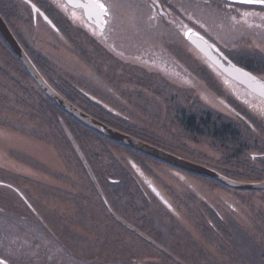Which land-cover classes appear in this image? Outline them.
I'll return each mask as SVG.
<instances>
[{
    "label": "rangeland",
    "instance_id": "374dc122",
    "mask_svg": "<svg viewBox=\"0 0 264 264\" xmlns=\"http://www.w3.org/2000/svg\"><path fill=\"white\" fill-rule=\"evenodd\" d=\"M144 3L143 0H136L134 4L128 0L118 1L121 19L126 24V31L131 33L128 36L129 39H133L135 36L138 40V43L135 41L136 44L141 43L142 47L148 46L149 48L160 45V41L153 36L156 31L150 30V27L144 24L134 23L147 20V14L136 8L137 5L143 6ZM192 8L194 7L188 4L185 10L187 15L204 22L223 43L222 46L230 51L234 59L241 64L244 63L264 78V30L244 29L245 27L240 24V21H237L238 15L234 12L231 13L229 22L225 19L228 15L219 13L217 10L204 6ZM23 10L24 8L21 6L17 7L14 17L20 19V15H22L21 19L26 20ZM21 19L20 21H23ZM29 29L28 27V31H30ZM149 34H152L151 38ZM167 36L176 39L172 31H168ZM245 36L252 39L250 44L249 41H245ZM151 39L153 42L149 41ZM131 40H129L130 43ZM176 40H179V37ZM128 46L119 43L115 47H117V53L121 54L123 58L135 59L137 62L136 55H132L135 51L134 48ZM74 47L79 53L87 54L88 62H78L79 65L84 66L87 73L97 76L98 80L100 79L109 86H115L117 91L123 92L124 98L133 105V117H131L143 125V135L154 141L153 143L171 148L177 151L183 159L211 169L224 166L230 168L242 177L240 181L244 183L260 181L257 173H252L250 169L254 164H264V159H259V157L253 159L255 162L252 163L248 158L250 154L264 152V128H258L257 133L253 134L250 130L241 128L239 122L232 123L231 130L238 134L240 145L239 152H234L221 138L214 139L207 136L204 122L210 120L209 125L219 130V134L220 127L228 122L216 115H211L208 119L210 112L201 108L192 99L193 93H177L176 90L167 85L168 82L166 83L164 80L162 83L160 78L157 79L153 77L154 75L143 76L133 72L120 71L124 70L126 66L122 67L121 63L115 60L105 61L101 59L100 53L94 47L85 46L84 43L78 42ZM173 54L182 56L185 70L190 69L197 74L199 73L195 69L196 67L184 58L185 56L181 55L179 48L178 50L173 49ZM53 62H51V67L59 73L67 68L65 67L66 63ZM60 65L63 66L62 70L58 68ZM150 68L158 70L152 66ZM77 76L78 78L75 80L79 81L80 75ZM171 79L183 86H194L198 90V96L211 108L236 119V115L225 106L228 99H225V95H222L223 99L218 98V93L209 87V83L203 74L199 73L197 77L191 79L185 78L186 81L178 77L175 78V76L172 77V75ZM195 79H198L199 84L196 83ZM188 80L193 81V83ZM127 83L148 88V92L151 93L139 94L128 88L132 85ZM153 93L159 95V98L153 97ZM60 114L58 111L57 113L54 112L50 104L43 101L32 79L24 72V68L21 67L18 60L14 59L12 53L0 40V169L4 167L10 170L12 167L11 170L13 171V169L15 170L13 165H21L30 167L39 173L40 184L29 186L31 188L28 189V195L39 205V212L43 213L45 220L53 224L57 237L64 239L65 231L70 229L76 231L84 228L86 230L95 229L91 227L92 222L93 224L98 223L100 225L99 230L103 232L116 230L117 227L108 219V215L114 210L113 212L118 213L122 218L134 220L136 224L141 223L139 220L142 218L149 216L150 218L145 222L144 230L152 232V234L148 233L151 237L149 240L154 241L159 250L167 252V256H163L160 251L144 242L142 237L120 239L122 243L133 247L138 261H150V256H159L163 257L161 259H163L164 264H180L182 261L183 264L226 263L227 250L217 238H213L214 241L212 240L205 245L208 248L207 251H211L215 258L206 252L202 254V249H198L194 243L192 244L191 238L185 235L179 227H176L175 223L170 222L173 221V218L168 216L159 205H148L138 188L133 184L131 185L129 180L122 185L107 182V178L109 181L121 178L122 169L119 165L117 166L115 160L122 166L139 168V162L142 165L139 158L130 156L124 150L89 135L83 127L76 125L72 119L64 118ZM192 117L195 118L200 127H205L203 133L190 130L188 120ZM5 138L6 141H4ZM47 151L51 153V159L45 156ZM146 165L152 169V174L160 177V179L176 182L175 179L169 178L168 170L164 165L152 161L146 162ZM3 176L5 175L1 173L0 178ZM196 179L201 184L197 185L200 189L201 186L207 187L204 183H208V180ZM197 181L187 180L191 183ZM94 182L100 184L105 199L101 210L98 206V191L94 189V184H96ZM217 187L219 192L228 194L233 202L239 201V209H246L245 213L255 214L258 217L260 213L264 212V203L261 201L263 195L259 192H235L219 185ZM2 192L3 194L6 193L1 190L0 193ZM181 198L184 199L186 205L178 204L181 209L179 210L180 214L182 212L181 215H186L192 221L190 225L194 231L193 234L196 233L193 237L197 239L201 236L198 233L197 225L200 223L204 228L207 225L199 217L198 211H195L196 203L190 200L192 198L184 190ZM189 219L187 220L189 221ZM80 223H84V226H81ZM232 227V238H230V242H232L231 264H240L241 261L237 257L243 250L242 247L249 245L250 241H255V237L245 239V237L239 236L238 227L235 228L234 224ZM43 229V227H37L33 223L1 213L0 248L7 251L21 249V251L28 253L26 255L36 256V246L54 247L56 248V261L59 263V252L64 255L61 242L59 244L56 240L53 241L47 237ZM160 231H163V235ZM256 231L257 236L261 239L264 254V230L256 228ZM152 260L154 261V259ZM159 262L162 263L161 260Z\"/></svg>",
    "mask_w": 264,
    "mask_h": 264
},
{
    "label": "flooded vegetation",
    "instance_id": "af4514ba",
    "mask_svg": "<svg viewBox=\"0 0 264 264\" xmlns=\"http://www.w3.org/2000/svg\"><path fill=\"white\" fill-rule=\"evenodd\" d=\"M118 1L97 0L98 3L105 6L106 11H102L98 8L84 6L90 5L92 0H0V15L27 56L55 92L94 119L110 127L118 128L126 134L133 133L139 137L133 136L138 140L143 139L141 141H144L148 138L140 133L144 132L143 125L132 118L133 105L124 98L123 92L117 91L115 86H109L100 79L98 80L97 76L90 75L84 66L78 64V62H88L89 60L87 54L79 53L75 49L74 46L78 42L84 43L85 46L94 47L100 53L101 59L105 61L115 60L121 63L122 67L126 66L124 70L119 69L120 71L133 72L143 76L154 75L153 77L160 78L162 83L164 80L166 83L168 82L167 85L176 90L177 93H193L192 99L201 108L224 115L225 122L236 124L235 121H237L241 124V128L250 130L253 134L257 133L258 128H264V99L224 74L185 37L186 32L194 31L208 43L217 47L225 58L236 67L249 72L264 82V78L259 73L234 59L230 51L222 46L223 43L204 22L187 15L185 12L188 4L194 8L204 6L228 15L225 19L229 22L231 13L234 12L238 15L237 21H240V24L245 27L244 29L264 30L263 5L233 3L225 0H143L144 5H137L136 8L147 14V20L134 23L144 24L150 27V30H155L156 34H153V36L160 41V45L148 48V46L142 47L141 43L136 44L138 40L135 36L133 39H129L128 36L131 33L128 30L126 31V24L121 19ZM128 1L134 4L136 0ZM19 6L24 8L23 14L25 13L26 20L21 19L22 15H20V19L23 21H20L16 16L14 17ZM28 27L30 31H28ZM168 31H172L176 39L179 37V40L168 38ZM149 35L151 38L152 34ZM129 40H131V43ZM152 40L149 41L153 42ZM246 40L249 41V44L252 42V39L248 36H245ZM1 41L8 48L2 39ZM119 43L134 48L135 51L132 55H136L137 62H135V59L123 58L121 54L117 53V47L115 46ZM178 48L181 55L185 56L184 58L194 65L199 73L203 74L209 83V87L218 93L219 96L217 97L223 99L222 95H225V99H228L225 106L236 115V119L211 108L198 96V90L194 86H183L171 79L172 75V77L175 76V78L178 77L186 81L185 78H195L199 74L190 69H188L189 71L185 70L182 56L173 54V49L178 50ZM8 50L10 51L9 48ZM44 61L48 62L49 66H46ZM53 61L66 63L67 70L63 68L65 70L60 71V73L53 70V67H51ZM19 64L24 68L20 62ZM148 65L158 70L151 69ZM62 67L60 65L58 68L62 70ZM77 75H80L79 81L75 80L78 78ZM188 81L193 83L191 80ZM196 83L199 84L198 79ZM127 84L132 85L131 83ZM34 85L43 101L50 104L52 110L57 113V110L53 107L55 105L40 91L35 83ZM128 88L139 94L151 93L148 92V88L137 84ZM152 96L156 99L159 98L156 93H153ZM58 113L60 114L59 111ZM65 115L62 116L64 118L68 116ZM149 144L182 158L177 151L171 148L158 146L159 144L153 142ZM130 156L132 155L130 154ZM249 157L252 160L259 157L262 159L264 158V152L250 154ZM136 158H139L142 165H140V162L139 168L121 165L122 175L129 179L131 185L133 184L138 188L148 205L162 207L165 213L173 218V221L170 222L175 223L176 227H179L185 235L190 237L193 241L191 243H194L198 249H202V254L206 252L209 256L215 258L211 251H207L208 248L205 245L212 242V240L214 241L213 238H217L219 243L225 245L227 250L225 264H231L232 242H230V238H232L231 231L234 224L235 228L238 227L239 236L245 237V239L255 237V241H250L249 245L242 247L243 250L237 257L241 261L240 264H264L263 246L256 231V228L264 230V212L260 213L258 217L255 214L245 213L246 209H239L240 202H233L228 194L219 192L217 185L235 192L248 191L234 190L219 182L200 177L152 157H149L152 158L150 160L144 158V156ZM151 161L164 165L168 170L169 178L171 180L175 179L176 182H169L153 175L152 169L146 165V162ZM13 166L15 168L13 171L11 170L12 167H10V170L4 167L0 169V174L5 175L1 177L3 180L0 178V191L6 192L4 194L3 192L0 193V214L10 215L21 221L33 223L37 227H43L47 237H50L53 241L56 240L59 244L61 242L60 245L64 255L59 252L60 261L57 263L56 248L54 247L36 246V256L26 255L28 253L21 251V249L7 251L0 248V264H164L163 259H161L163 257L159 256H150V261H138L139 259L136 258L133 247L122 243L120 240L124 237H130L131 239L136 238V236L142 237L144 242L160 251L163 256H167L165 250L162 252L154 241L149 240L151 237L148 233L152 234V232L144 230L145 222L150 218L149 216L144 217L146 219L142 218L139 220L141 223L136 224L134 220L122 218L113 210L108 215V219L110 223L117 227L116 230L103 232L99 230L100 225L98 223L93 224L92 222L91 227L95 229L86 230L84 228L78 231L70 229V232L65 231L64 239L57 237L53 224L45 220L43 213L39 212V205L28 195V189L31 188L29 186L40 184L39 173L30 167ZM224 171L226 172V169ZM196 178L208 180V183H204L207 187L203 188L201 186L200 189L198 186L201 184ZM120 179L123 178L111 180L115 182L109 181L108 178L106 180L110 184L117 185ZM189 179L197 182H187ZM234 180L240 181V179ZM263 180L264 178L258 182ZM94 189L98 191L97 201L101 210L105 200L102 188L99 183H96ZM183 190L192 198L190 200L196 203L195 211H198L199 217L207 225L205 228L200 223L197 225L199 228L198 233L201 235L197 239L193 237L196 233L193 234L194 231L190 225L192 221L186 215H181L182 212L180 214L179 211L181 209L178 204L186 205L184 199L181 198ZM249 192H259L264 198V190ZM262 198L261 201L264 203ZM80 225L84 226V223H80ZM160 233L163 235V231H160ZM97 245L99 247H96ZM158 260H161L162 263ZM180 264H183V261Z\"/></svg>",
    "mask_w": 264,
    "mask_h": 264
},
{
    "label": "water",
    "instance_id": "95a60500",
    "mask_svg": "<svg viewBox=\"0 0 264 264\" xmlns=\"http://www.w3.org/2000/svg\"><path fill=\"white\" fill-rule=\"evenodd\" d=\"M233 3L261 5L252 3H243L241 0H225ZM264 6V5H263ZM188 39L197 49L219 70L224 74L235 80L236 82L246 86L251 92L264 99V82L254 77L249 72L242 70L233 65L225 56L212 44L208 43L203 37L190 30L185 34ZM0 38L4 41L7 47L11 50L14 56L26 69L27 73L33 79L35 84L42 93L59 109L74 118L82 125L88 127L94 132L102 135L103 137L123 145L132 150L138 151L152 157L156 160L165 162L174 167L184 171L210 178L219 182L229 188L239 191H261L264 190V181L259 183H244L225 177L219 172L208 167L192 163L184 160L178 156L168 153L160 148L151 144L138 140L128 134H125L117 129H114L81 111L74 105L70 104L62 98L55 90L46 82L40 72L37 70L31 59L27 56L22 49L13 33L0 15Z\"/></svg>",
    "mask_w": 264,
    "mask_h": 264
},
{
    "label": "trees",
    "instance_id": "16d2710c",
    "mask_svg": "<svg viewBox=\"0 0 264 264\" xmlns=\"http://www.w3.org/2000/svg\"><path fill=\"white\" fill-rule=\"evenodd\" d=\"M0 40H1V38H0ZM256 53L257 54H259L258 53V51H256ZM260 55V54H259ZM264 56V55H263ZM14 57V56H13ZM14 59L16 60V58L14 57ZM44 63H45V65L46 66H49L48 65V62H46V61H44ZM24 72L27 74V72L24 70ZM28 75V74H27ZM29 76V75H28ZM53 106V105H52ZM57 111H59L62 115H65L64 114V112H62L60 109H58L57 107H55V106H53ZM209 112H210V115L208 116V119H210V116L211 115H216L217 117H221L222 119H224V115H219V114H217V113H214V112H212L211 110H208ZM67 115V114H66ZM65 115V116H66ZM66 117H68V116H66ZM68 119H72V121L76 124V125H80L81 127H83L86 131H87V133L89 134V135H93V136H95V137H97L98 139H100L101 141H104L105 143H108V144H110V145H114L115 147H117V148H120V149H122V150H124L125 152H127V153H129V154H131L132 156H134V157H138V156H144V158H148L149 160L150 159H152V158H149V157H147L146 155H143V154H140V153H138V152H136V151H134V150H132V149H130V148H127V147H124V146H122V145H120V144H118V143H116V142H114V141H111V140H109V139H107V138H105V137H103L102 135H100V134H98V133H96V132H94L93 130H91V129H89L88 127H86V126H84V125H82L81 123H79L78 121H76V120H74L73 118H71L70 116L68 117ZM188 120V119H187ZM196 120H195V118H191V119H189L188 120V125H189V128H190V130H192L193 132H201V133H203L204 132V128L205 127H200V125L196 122ZM210 120L208 121V122H204V126H206V129H207V136H209V137H212V138H214V139H216V138H221L222 139V141H225L224 143H227V145L229 146V148L232 150V151H234V152H239V147H240V145H239V143H238V134L237 133H235V132H233L231 129H232V123H224L221 127H220V134L218 133L219 132V130H216V129H214L213 127H211L210 125ZM113 127V126H112ZM113 128H115V127H113ZM127 128H129V127H127ZM131 128V127H130ZM115 129H117V130H119L118 128H115ZM121 131V130H120ZM125 133V132H124ZM141 133V135H143V133L142 132H140ZM86 135V134H85ZM128 135H132V136H136L135 134H133V133H128ZM137 137V136H136ZM137 138H139V137H137ZM148 138V137H147ZM141 140H143V139H141ZM144 141H146L147 143H152V142H154V141H152L151 139H146V140H144ZM104 144V143H103ZM105 145V144H104ZM158 145V144H157ZM226 145V146H227ZM159 146V145H158ZM107 147V146H106ZM107 149V151L110 153V150H109V148L107 147L106 148ZM111 155H113L112 153H111ZM111 158H113V157H111ZM249 160H250V162H255V160H252L250 157L248 158ZM259 159H261V158H259ZM258 159V160H259ZM262 159H264V158H262ZM154 160V159H153ZM115 163L117 164V166L119 165L120 167H121V165L115 160ZM252 166V165H251ZM226 169V172L224 171ZM215 170H218V172L220 171V173H222V174H224L225 176H227V177H230V178H233V179H240V178H242L238 173H236V172H234L232 169H230V168H227V167H222V168H216ZM251 171H252V173H257V175H258V179L259 180H262L263 178H264V164H262V163H258V164H254L253 166H252V169H250ZM120 177L121 178H123L122 180L120 179V182H119V184H117V185H122L123 183H125V181H127V180H129V179H126L125 178V175H120ZM119 179V178H118Z\"/></svg>",
    "mask_w": 264,
    "mask_h": 264
},
{
    "label": "snow or ice",
    "instance_id": "6c2138e0",
    "mask_svg": "<svg viewBox=\"0 0 264 264\" xmlns=\"http://www.w3.org/2000/svg\"><path fill=\"white\" fill-rule=\"evenodd\" d=\"M241 2L264 5V0H241ZM84 6L98 8L102 11H106L105 6L102 3H98L97 0H92V3L90 5H84Z\"/></svg>",
    "mask_w": 264,
    "mask_h": 264
},
{
    "label": "bare ground",
    "instance_id": "6f19581e",
    "mask_svg": "<svg viewBox=\"0 0 264 264\" xmlns=\"http://www.w3.org/2000/svg\"><path fill=\"white\" fill-rule=\"evenodd\" d=\"M1 135H3V136H5L4 134H1ZM7 135V134H6ZM4 141H6V138L4 139ZM4 143V142H3ZM3 145V144H2ZM4 146V145H3ZM3 146H1V147H3ZM45 156L49 159H51V153H49V151H47V153H45Z\"/></svg>",
    "mask_w": 264,
    "mask_h": 264
}]
</instances>
